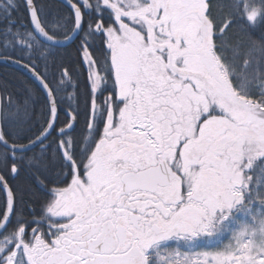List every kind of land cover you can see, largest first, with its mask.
<instances>
[{
  "label": "snow or ice",
  "instance_id": "snow-or-ice-1",
  "mask_svg": "<svg viewBox=\"0 0 264 264\" xmlns=\"http://www.w3.org/2000/svg\"><path fill=\"white\" fill-rule=\"evenodd\" d=\"M0 264H264V0H0Z\"/></svg>",
  "mask_w": 264,
  "mask_h": 264
},
{
  "label": "trees",
  "instance_id": "trees-1",
  "mask_svg": "<svg viewBox=\"0 0 264 264\" xmlns=\"http://www.w3.org/2000/svg\"><path fill=\"white\" fill-rule=\"evenodd\" d=\"M51 3L57 4L54 0H50ZM17 75L13 68L0 63V81L12 80Z\"/></svg>",
  "mask_w": 264,
  "mask_h": 264
},
{
  "label": "water",
  "instance_id": "water-1",
  "mask_svg": "<svg viewBox=\"0 0 264 264\" xmlns=\"http://www.w3.org/2000/svg\"><path fill=\"white\" fill-rule=\"evenodd\" d=\"M55 2L59 3V0H54ZM2 64V63H1ZM5 65V64H4ZM7 66V65H6ZM10 67V66H9ZM12 68V67H11Z\"/></svg>",
  "mask_w": 264,
  "mask_h": 264
}]
</instances>
